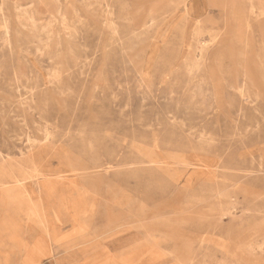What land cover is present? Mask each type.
I'll return each mask as SVG.
<instances>
[{"label": "rangeland", "instance_id": "374dc122", "mask_svg": "<svg viewBox=\"0 0 264 264\" xmlns=\"http://www.w3.org/2000/svg\"><path fill=\"white\" fill-rule=\"evenodd\" d=\"M0 264H264V0H0Z\"/></svg>", "mask_w": 264, "mask_h": 264}, {"label": "bare ground", "instance_id": "6f19581e", "mask_svg": "<svg viewBox=\"0 0 264 264\" xmlns=\"http://www.w3.org/2000/svg\"><path fill=\"white\" fill-rule=\"evenodd\" d=\"M234 254V253H233Z\"/></svg>", "mask_w": 264, "mask_h": 264}]
</instances>
